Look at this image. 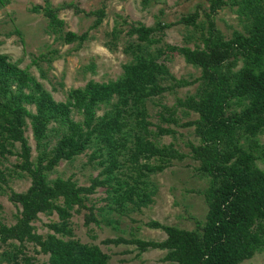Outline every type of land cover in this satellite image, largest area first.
I'll list each match as a JSON object with an SVG mask.
<instances>
[{"label": "trees", "instance_id": "obj_1", "mask_svg": "<svg viewBox=\"0 0 264 264\" xmlns=\"http://www.w3.org/2000/svg\"><path fill=\"white\" fill-rule=\"evenodd\" d=\"M225 3L208 0L207 11L203 12V47L166 45V50L177 52L186 63L200 69L192 81L176 79L163 62L144 52L145 45L141 43L151 44L155 40L150 36L170 25L161 22L129 27L127 32L136 35L138 42L129 45L132 61L122 65L120 77L108 83L90 79L82 87L69 89L64 101H55L40 81L0 54V156L15 154L14 167L30 178L24 191L9 189V200L18 208L14 224L0 222V249L1 245L12 246L2 252L7 258L1 264H31L32 257L23 252L26 242L48 256L46 263L41 264H108V256L97 245L63 240L58 234L71 235L66 221L74 206V212L88 210L84 216L86 224L96 222L93 207H87L84 199L97 187L110 193L107 200L115 195L118 204L134 201V197L140 200L139 185L145 184L147 172L162 171L171 160L186 157L172 144L159 146L152 138L174 134V130L149 121L144 102L195 81L200 82L196 94L178 98L175 106L197 114L181 126H193L199 142H188L191 158L198 161V168L210 180L206 193L208 210L199 230L150 219L145 225L163 231L164 240L117 237L105 239L104 243L134 245L139 253L163 250L166 253L162 260L170 264H239L253 256L263 242L260 231L264 229V171L255 164L259 155L254 146L246 149L240 140L264 131V0H241L243 7L258 6L260 10L254 14L246 34L235 33L227 40L218 35L214 21V15ZM34 8L41 9L50 24L60 26L56 17L59 8L47 4ZM74 11L81 10L74 7ZM92 13L96 16L94 27L100 24L104 10ZM198 17L194 10L180 20L195 25ZM86 36L69 31L64 40L81 44ZM237 56L243 60L242 67L234 73L224 72L223 67L232 65L229 60ZM165 78L172 84L161 85ZM114 97L110 109L97 115L99 104H109ZM28 105L33 106V111ZM73 111L81 115L80 120L72 118ZM173 114L172 107L162 106L158 116L162 122L176 125ZM130 118L137 127L132 135L128 130ZM27 124L35 141L34 157L25 135ZM152 125L154 129H150ZM16 144L19 149L12 152ZM87 149L91 150L88 161L100 166L88 185H79L71 177L49 178L61 161H70ZM151 158L157 164L150 163ZM122 163L131 172L126 179L116 174ZM0 183H7L1 170ZM44 211L55 212L61 221L48 224L52 233L45 237L32 224L37 214Z\"/></svg>", "mask_w": 264, "mask_h": 264}, {"label": "rangeland", "instance_id": "obj_2", "mask_svg": "<svg viewBox=\"0 0 264 264\" xmlns=\"http://www.w3.org/2000/svg\"><path fill=\"white\" fill-rule=\"evenodd\" d=\"M224 1L225 5L214 15L218 35L227 40L235 33L246 34L260 7L245 8L241 0ZM46 4L59 8L56 17L61 21L60 26L50 24L42 10L34 8L36 5L43 7ZM74 7L81 11L75 12ZM207 7L208 0H8L0 3V54L6 55L9 61L40 81L51 92L55 101H64L69 89L82 87L90 79L108 83L120 77L122 65L132 61L129 45L138 42L136 35L127 32L129 27L141 24L152 26L161 22L170 25L162 32H154L150 37L155 41L151 44L141 43L145 45L144 52L153 54L157 61L163 62L176 79L192 81L199 76L200 69L186 63L177 52L166 50V45L203 47L202 36L206 27L203 12L207 11ZM101 8L104 16L100 24L93 27L96 16L92 12ZM194 10L199 14L195 25H186L180 20ZM69 31L77 35L86 33V39L81 44L66 43L64 35ZM229 62L232 65H225L222 69L224 72L234 73L243 65L240 56L231 58ZM160 84L171 85L172 81L165 78ZM199 87L200 82L195 81L149 97L144 102L149 121L174 130V134L152 138L159 146L172 144L178 151L185 153L186 157L181 161L171 160L162 171L147 172L143 178L145 184L139 185L140 190L142 189L140 200L134 197V201L127 200L118 204L114 200L115 195L111 194V198L107 200L110 193L104 187H97L95 192L86 195L84 199L87 207H93L96 222L90 221L86 224L84 216L88 210L81 208L79 212H74L73 209L77 207L74 206L70 210L71 217L66 221L71 235L58 234L59 237L97 245L108 256V264H170L162 260L166 251L148 249L139 253L134 245H114L104 243V240L117 237L164 240L166 235L163 231L145 225L150 219L181 229L199 230L208 210L206 193L210 180L198 168V161L191 158L188 142H199L193 126H181L182 123L195 119L197 114L175 106L178 98L196 94ZM115 99L114 97L109 104L100 103L97 115L109 110ZM162 106L174 109L176 125L159 119ZM27 108L33 111L32 105ZM72 118L80 120L81 115L73 111ZM128 124L129 133L132 135L137 127L133 119ZM154 128V125L150 126V129ZM25 135L34 157L35 141L28 124ZM51 140L53 142V138ZM240 144L246 149L250 145L254 146V152L259 155L255 164L264 171V131H260L253 138L241 139ZM18 149L19 145L16 144L12 152ZM90 152L87 149L70 161H61L49 178L71 177L79 185H88L90 178L100 170L96 161H88ZM16 162L15 154L0 156V170L7 181L6 185L0 183V222L6 225L15 223L18 208L9 200V189L24 191L30 183V178L14 167ZM149 162L157 164L153 158ZM118 171L116 174L123 179L131 174L124 163ZM128 182L133 183L131 179ZM50 223H61L53 211L39 212L32 224L35 231L45 237L52 233L47 227ZM260 234L262 245L252 257L239 264H264V229ZM12 242L17 244L16 241ZM11 247L1 245L0 264L6 262L7 258L2 252L10 250ZM23 252L32 257L31 264L46 263L48 260V256L39 252L38 247L30 242L25 243Z\"/></svg>", "mask_w": 264, "mask_h": 264}]
</instances>
